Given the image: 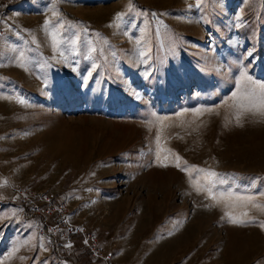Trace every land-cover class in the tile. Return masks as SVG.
<instances>
[{
    "label": "rangeland",
    "instance_id": "obj_1",
    "mask_svg": "<svg viewBox=\"0 0 264 264\" xmlns=\"http://www.w3.org/2000/svg\"><path fill=\"white\" fill-rule=\"evenodd\" d=\"M5 1L0 264H98L41 234L17 187L94 198L77 213L118 262L264 264V121L238 124L233 99L241 71L264 83V0ZM199 169L254 200L206 199Z\"/></svg>",
    "mask_w": 264,
    "mask_h": 264
},
{
    "label": "built area",
    "instance_id": "obj_2",
    "mask_svg": "<svg viewBox=\"0 0 264 264\" xmlns=\"http://www.w3.org/2000/svg\"><path fill=\"white\" fill-rule=\"evenodd\" d=\"M12 0H6L8 4ZM2 31H0V38ZM19 197L26 201L29 208L39 218L38 230L43 235L52 239L71 240L74 237H81L86 249L98 264H128L116 260L112 248H105L102 242L101 233L98 228L90 226L78 215V209L93 206L96 201L88 199L83 204L73 202L70 197L57 198L47 190L29 191L26 188H16ZM85 217V216H84Z\"/></svg>",
    "mask_w": 264,
    "mask_h": 264
},
{
    "label": "snow or ice",
    "instance_id": "obj_3",
    "mask_svg": "<svg viewBox=\"0 0 264 264\" xmlns=\"http://www.w3.org/2000/svg\"><path fill=\"white\" fill-rule=\"evenodd\" d=\"M199 2V0H198ZM128 11L131 12L134 10L133 5L131 3H129V5L127 6ZM53 15H58L57 12H53ZM125 13L123 12H118L116 13L115 19L117 21L121 20L124 17ZM50 23L49 20H45V28L47 27V25ZM52 39H53V46L56 47V45L59 43L56 40V34L53 33L52 34ZM249 55H251V53H249ZM21 67H23V64H21ZM95 67V65H93V68ZM92 73L89 72L88 76L85 77V79H87L88 77H91ZM241 81L247 82L249 84L253 85V88L251 89H245L244 94L241 95L239 93V90L237 93H233V99L236 102V106H237V123H240V117L244 114V113H252L253 115H258L259 118L264 121V83H259L257 84V82L252 81V78L250 76H248L246 71H241ZM240 83V82H238ZM259 89V91L257 92L256 89ZM20 103H24L25 101L23 100V98L19 99ZM210 111V110H209ZM180 157L177 156V160H179ZM166 166V165H165ZM176 167H180V164L177 163ZM195 167V166H193ZM182 170H186V169H182ZM200 172H205L206 176L205 179L207 180V184L205 186H200L199 184H197L195 186V190L197 192H207V196L205 197L206 199L208 198H212L213 200H215L217 203H219L220 199H227V198H231L234 195H236L235 193H233L230 190H226V191H222L219 193V197H217L214 193H213V188L216 186L215 183L210 179L211 177H219L221 174L212 171V170H205V169H199ZM219 183L223 184L225 183L224 180H219ZM259 195L264 196V192H260ZM236 199L237 200H242V201H247L249 203H251L254 200L253 196H238L236 195ZM210 205H205V207H209ZM254 207H260L259 204H253ZM264 210V209H262ZM227 215L229 217H231V213H227ZM246 215V213H245ZM252 218H249L248 221L245 220H239L236 218H231L230 222L232 223H247V222H251ZM261 227L264 228V222H261ZM22 245H17L16 247H14L13 249V254L18 251L19 247H21ZM70 247V245H68ZM21 259H23V257H21Z\"/></svg>",
    "mask_w": 264,
    "mask_h": 264
},
{
    "label": "bare ground",
    "instance_id": "obj_4",
    "mask_svg": "<svg viewBox=\"0 0 264 264\" xmlns=\"http://www.w3.org/2000/svg\"><path fill=\"white\" fill-rule=\"evenodd\" d=\"M91 120L93 121V120H95V118H92Z\"/></svg>",
    "mask_w": 264,
    "mask_h": 264
},
{
    "label": "crops",
    "instance_id": "obj_5",
    "mask_svg": "<svg viewBox=\"0 0 264 264\" xmlns=\"http://www.w3.org/2000/svg\"><path fill=\"white\" fill-rule=\"evenodd\" d=\"M116 258V257H115ZM117 260V259H116ZM118 261V260H117ZM120 263H125V262H120Z\"/></svg>",
    "mask_w": 264,
    "mask_h": 264
}]
</instances>
